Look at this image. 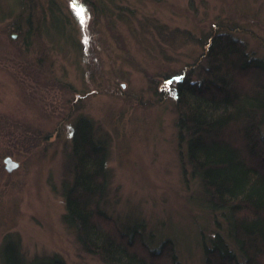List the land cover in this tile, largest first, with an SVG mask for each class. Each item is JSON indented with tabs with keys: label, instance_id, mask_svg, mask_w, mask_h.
<instances>
[{
	"label": "rangeland",
	"instance_id": "obj_1",
	"mask_svg": "<svg viewBox=\"0 0 264 264\" xmlns=\"http://www.w3.org/2000/svg\"><path fill=\"white\" fill-rule=\"evenodd\" d=\"M220 29L264 58V0H0V264L6 240L26 262L105 264L63 221L78 117L107 144V224L136 225L160 264H205L226 222L190 173L174 83Z\"/></svg>",
	"mask_w": 264,
	"mask_h": 264
},
{
	"label": "trees",
	"instance_id": "obj_2",
	"mask_svg": "<svg viewBox=\"0 0 264 264\" xmlns=\"http://www.w3.org/2000/svg\"><path fill=\"white\" fill-rule=\"evenodd\" d=\"M203 61L198 78L176 76L174 94L190 173L226 222V237L216 233L205 246V264H264V58L220 29L209 35ZM94 129L86 117L74 121L63 221L81 248L105 264H160L155 250L134 246L136 225L107 224L108 148ZM4 244L1 264H64L58 255L26 262L19 244ZM166 264H179L174 253Z\"/></svg>",
	"mask_w": 264,
	"mask_h": 264
},
{
	"label": "water",
	"instance_id": "obj_3",
	"mask_svg": "<svg viewBox=\"0 0 264 264\" xmlns=\"http://www.w3.org/2000/svg\"><path fill=\"white\" fill-rule=\"evenodd\" d=\"M13 37H15V35H13ZM3 161L5 164V169L9 172L18 166V163L12 160L9 156H6Z\"/></svg>",
	"mask_w": 264,
	"mask_h": 264
},
{
	"label": "snow or ice",
	"instance_id": "obj_4",
	"mask_svg": "<svg viewBox=\"0 0 264 264\" xmlns=\"http://www.w3.org/2000/svg\"><path fill=\"white\" fill-rule=\"evenodd\" d=\"M81 22L83 23V20Z\"/></svg>",
	"mask_w": 264,
	"mask_h": 264
}]
</instances>
